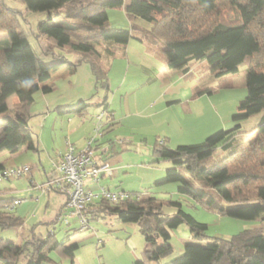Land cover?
<instances>
[{"label": "rangeland", "instance_id": "obj_1", "mask_svg": "<svg viewBox=\"0 0 264 264\" xmlns=\"http://www.w3.org/2000/svg\"><path fill=\"white\" fill-rule=\"evenodd\" d=\"M1 1L21 16L22 30L35 55L45 63L52 62L51 55L41 51V47H50L48 42L41 38L38 42L34 36L37 24L46 19V14L30 12L21 0ZM230 1L216 0L217 13L204 16L203 25L240 21L238 11ZM67 10L57 16L65 18ZM106 13L110 29L128 30L135 36L137 30L133 26L146 31L153 27L140 19L130 18L122 8L107 9ZM262 21L264 16L254 22L252 29L260 32ZM161 22L159 37H155L156 45L137 39H131L126 46L110 43L112 54L109 56H102L104 43L97 45L106 73V88L101 82L96 84L89 64L82 63L67 77L65 74L54 75L50 80L51 92L38 91L32 95L28 125L34 138L44 127L46 136L42 146L38 151H19L17 154L0 152V165L6 170L30 169L27 176L0 181V199L20 202L11 209V215L20 220L21 228L0 231V238L25 246L16 264H25L33 250L32 243L51 235L53 228L55 240L65 242L66 246L78 245L73 259L64 257L59 251L48 253L53 264H134L144 260L146 244L138 223L121 222L106 214L95 218L94 213L87 218L88 227L84 229L74 219L69 221V226L56 223L57 216L63 211L65 195L55 189L39 188L49 178L59 176L55 169L59 163L58 155L67 151V144L78 151L86 148L91 139H94L92 148L96 153L102 152L103 148L111 151L110 147H114L112 152L114 150L116 154L105 159L115 170L114 174L101 178L92 189L105 188L111 194L124 191L132 197L139 195L141 199L150 197L159 208L160 218L171 217L181 209L206 226L200 237L186 225L176 229L163 227L157 243L160 245L165 239L172 252L162 257L158 264H169L182 256L187 244L206 246L215 239L229 240L245 230L261 226L258 220L219 215L192 197L179 193V183L162 182L165 171L172 164L155 157L153 149L159 142L171 149L199 144L218 131L233 130L236 125H239L237 132L240 134L235 138L248 144L255 136L252 129L261 114L245 120L234 117L240 114L238 105L246 95L247 66L251 63L262 68L264 48L260 55L241 65L235 75L215 77L205 62L192 65L190 72L183 75L181 70L169 69L166 65L169 56L164 45L176 23H170L168 19ZM5 37L6 34L0 33V42ZM54 52L68 61L78 57L65 48L55 47ZM87 58L95 59L93 55ZM65 68L69 71L68 67L62 70ZM80 99L87 105L84 116L56 110L55 105L70 107ZM7 104L10 110L14 109L11 100ZM120 141L124 143L119 144ZM224 155L226 152L219 147L210 160ZM247 163V168L253 164L249 160ZM183 174L198 186L195 174L186 171ZM252 189V185L243 188L251 199L254 198Z\"/></svg>", "mask_w": 264, "mask_h": 264}, {"label": "trees", "instance_id": "obj_2", "mask_svg": "<svg viewBox=\"0 0 264 264\" xmlns=\"http://www.w3.org/2000/svg\"><path fill=\"white\" fill-rule=\"evenodd\" d=\"M21 1L30 12L46 14V19L37 24L34 36L38 42L40 38L48 42L50 47L43 49L40 46L41 51L44 55H51L53 61L45 63L35 55L22 30L21 16L0 0V33L6 34L0 42V152L16 154L24 146L36 151L28 125V110L35 92L46 94L52 91L46 85L52 73L64 67L73 72L75 67L86 63L96 84L101 82L106 88V73L100 60L102 56L112 54L110 43L126 46L131 39H137L156 45L161 20L176 23L164 45L169 56L166 65L169 69L181 70L183 75L190 72L192 65L202 62L215 77L235 75L241 65L260 55L264 48V21L259 26L260 32L252 29L254 22L264 16V0H231L240 21H219L209 26L203 25V17L217 13L216 0ZM121 8L130 18L140 19L153 27L146 31L133 26L137 30L135 36L128 30L108 28L106 10ZM63 10L68 12L60 19L57 15ZM100 43H104L102 56L97 47ZM55 47L65 48L78 57L75 61H68L61 54H55ZM92 55L94 60L87 58ZM245 86L246 95L238 105L240 114L234 118L245 120L261 114L252 129L255 136L248 144L235 138L240 134L237 132L239 125H236L233 130L218 131L199 144L171 149L159 142L153 152L158 159L172 164L165 171L162 182L179 183V193L192 197L219 215L258 220L261 226L245 230L229 240L215 239L206 246L187 244L182 256L169 264H264V53L262 68L251 63L247 66ZM13 95L19 102L10 110L7 100ZM86 107L84 101H79L76 105L56 110L84 116ZM219 147L226 155L210 160ZM248 160L253 164L247 168ZM3 169L0 165V170ZM183 171L195 174L198 186L187 180ZM251 185L253 199L243 191ZM153 200L129 195V199L112 205L99 199L88 206L85 216L91 218L94 213L96 218L106 214L121 222L138 223L146 247L144 260L134 264H158L162 257L172 252L165 239L160 245L157 243L163 227L176 229L186 225L196 237H200L206 226L181 209L171 217L160 218L159 208ZM13 203L0 199V231L22 226L20 220L11 215ZM88 222L81 229L87 228ZM32 244L33 250L25 264H53L48 258L52 251L73 259L78 250L77 244L66 246L65 242L55 240L54 233ZM24 250L23 244L0 238V264H16Z\"/></svg>", "mask_w": 264, "mask_h": 264}, {"label": "built area", "instance_id": "obj_3", "mask_svg": "<svg viewBox=\"0 0 264 264\" xmlns=\"http://www.w3.org/2000/svg\"><path fill=\"white\" fill-rule=\"evenodd\" d=\"M99 119L100 117H98ZM92 142H94V139H91L87 143L86 148L80 152H75L73 146L67 144V151L62 155L60 162L55 168L59 176L48 180L39 187L42 190L55 189L66 197L64 210L57 216L56 223L69 226V221L74 219L82 228L87 225L85 212L89 205L99 199H105L112 205H117L129 199L130 194L126 192L111 194L105 188L92 189L93 186L99 183L101 178L112 176V169L109 164L97 158L95 150L92 148ZM118 143L123 144L124 141ZM29 172L30 169L28 167L17 170L3 169L0 170V181L10 177L27 176ZM19 203L16 200L13 205L15 206ZM53 229L50 230L51 235L53 234Z\"/></svg>", "mask_w": 264, "mask_h": 264}, {"label": "crops", "instance_id": "obj_4", "mask_svg": "<svg viewBox=\"0 0 264 264\" xmlns=\"http://www.w3.org/2000/svg\"><path fill=\"white\" fill-rule=\"evenodd\" d=\"M80 65H82V64H80ZM80 65H78V66H80ZM63 68H61V69H59L58 71H56V72H54V73H52V75H51V78L54 76V75H60V74H65V77H67L68 75H71V70L69 69V71L68 70H66L67 68H65V71L64 70H62ZM77 71V70H76ZM75 71V72H76ZM83 72H84V70H82ZM51 78H50V80H51ZM50 80L46 83V85H48V86H50ZM78 98H82V97H78ZM12 101V103H13V107L14 106H16L17 104H18V102H19V100H18V97L16 96V95H13V96H11V97H9V99L7 100V102H9V101ZM80 101H84V99L82 100V99H80ZM8 105V104H7ZM54 106V105H53ZM56 106V108H58V106L57 105H55ZM8 108H9V106H8ZM10 109V108H9ZM45 136H46V132L44 131V127L42 128V130H40V132H39V134H38V137L36 136L35 138L34 137H32V142L34 143V145H35V149H36V151H38V148H40V146H42V143H43V140H45ZM72 146V145H71ZM85 147H83L82 148V150L84 149ZM111 148V151H109V149L108 148H103L102 149V152H97L96 153V149H95V154H96V156H99L100 158V161H106L107 160V158H109V157H112V156H114V155H116L114 152V150H113V152H112V149L114 148H112V147H110ZM66 149V148H65ZM74 150H75V148H74ZM82 150H78V151H76L75 150V152H80V151H82ZM20 151H23V152H25V151H28V149H27V147L26 146H24V147H22L21 149H20ZM60 152V151H59ZM66 152V150L64 151H62L58 156V160H59V162H60V159H61V157H62V155L64 154ZM17 154V153H16ZM106 159V160H105ZM3 166V165H2ZM118 168V167H117ZM114 172H115V170L114 169H112V175L114 174ZM49 178V177H48ZM104 178V177H103ZM51 178H49L48 180H50ZM47 180V181H48ZM58 192V191H57ZM65 203H66V197H65V199L63 200V206L65 205ZM63 210H64V207H63ZM61 213V212H60Z\"/></svg>", "mask_w": 264, "mask_h": 264}]
</instances>
